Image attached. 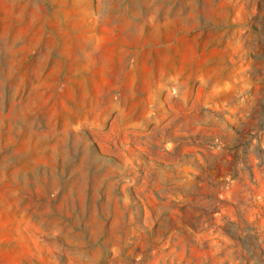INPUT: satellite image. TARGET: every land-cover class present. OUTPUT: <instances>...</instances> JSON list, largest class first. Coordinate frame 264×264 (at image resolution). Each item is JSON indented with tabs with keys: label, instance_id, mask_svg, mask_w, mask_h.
Segmentation results:
<instances>
[{
	"label": "rangeland",
	"instance_id": "obj_1",
	"mask_svg": "<svg viewBox=\"0 0 264 264\" xmlns=\"http://www.w3.org/2000/svg\"><path fill=\"white\" fill-rule=\"evenodd\" d=\"M0 264H264V0H0Z\"/></svg>",
	"mask_w": 264,
	"mask_h": 264
}]
</instances>
